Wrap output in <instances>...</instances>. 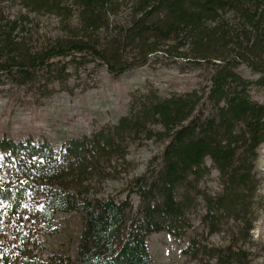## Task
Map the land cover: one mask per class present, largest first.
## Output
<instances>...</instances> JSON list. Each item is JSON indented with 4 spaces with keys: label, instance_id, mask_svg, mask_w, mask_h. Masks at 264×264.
<instances>
[{
    "label": "trees",
    "instance_id": "1",
    "mask_svg": "<svg viewBox=\"0 0 264 264\" xmlns=\"http://www.w3.org/2000/svg\"><path fill=\"white\" fill-rule=\"evenodd\" d=\"M54 1L33 0L37 7L59 8L61 0ZM111 3L73 0L78 33L37 46L30 55L28 45L14 43L0 26L2 51L21 56L10 59L9 70L30 83L36 70L63 68L69 57V62H96L117 77L148 63L149 51L139 63L125 61L127 44L146 42L147 34L180 36L190 41L191 51L175 54L198 70L196 86L166 93L150 85L129 91L127 110L115 123L66 139L60 155L45 135L16 139L0 123V217L15 220L31 213L51 224L60 211L78 212L83 229L75 264H156L148 248V237L156 232L187 238L185 251L205 252L222 264L248 261L238 228L246 241L264 142V102L254 98L264 89V0H140L134 21L111 35L116 42L109 54L90 34L108 25ZM153 15L157 21L150 20ZM147 143L163 146L158 163L127 181L125 197L85 190L81 179L95 172L105 177L130 148ZM207 159L218 173L215 193L202 185ZM200 205L201 232L191 221L192 206L199 210ZM230 220L236 230L229 243L207 247L208 235ZM18 254L20 264H45L24 249Z\"/></svg>",
    "mask_w": 264,
    "mask_h": 264
},
{
    "label": "rangeland",
    "instance_id": "2",
    "mask_svg": "<svg viewBox=\"0 0 264 264\" xmlns=\"http://www.w3.org/2000/svg\"><path fill=\"white\" fill-rule=\"evenodd\" d=\"M139 3L140 0H112L106 15L108 25L91 33V39L101 43L107 53H112L115 48L112 44L116 41L111 35L134 21ZM36 5L33 0H0V26L5 32H11L14 43L28 45L29 55L37 46H46L69 33H78L80 26L73 0H61L60 7L66 10L54 4ZM228 17L225 16L230 26ZM16 19L18 22L14 23ZM150 20L157 21L156 16ZM152 35L145 36L146 42L136 40L127 44L123 54L127 57L125 61L139 63L144 59L143 53L149 51L147 65L117 77L96 62H81L79 58L69 62L68 57L63 68L36 70L30 83H25L6 65L11 60H20V54L5 53L0 46V123L8 125L16 139L29 134L45 135L55 153L60 155L66 139L87 135L105 123H115L127 110L129 91L141 90L146 85L162 93L194 88L199 80L198 70L175 54V51L189 53L190 41L180 36L164 39ZM254 98L264 102V89L256 92ZM162 147L147 143L140 148H130L105 177L95 172L81 179L85 190L91 195L117 200L125 197L127 181L143 172L145 167L156 166ZM206 165L202 185L208 193H215L219 190L218 173L210 159L206 160ZM256 169L259 184L253 204V228L246 241L245 231L238 228L239 242L249 255V260L241 264H264V142ZM67 181L71 182L72 177ZM195 207L191 209V221L201 232L202 205L198 206L199 210ZM82 229V218L76 211L56 213L51 224L42 223L31 213L15 220L3 221L0 217V264H20L18 252L22 249L35 254L45 264H75ZM235 230L230 220L224 228L208 235L203 243L207 247L227 245ZM186 245L187 238L178 240L165 232L152 233L148 237V248L156 264H222L210 259L205 252L195 255L185 251Z\"/></svg>",
    "mask_w": 264,
    "mask_h": 264
}]
</instances>
